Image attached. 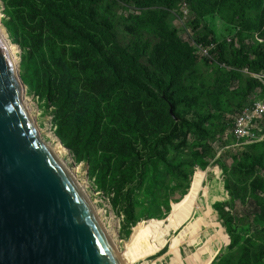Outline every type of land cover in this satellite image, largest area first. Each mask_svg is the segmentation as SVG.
<instances>
[{"label": "trees", "instance_id": "16d2710c", "mask_svg": "<svg viewBox=\"0 0 264 264\" xmlns=\"http://www.w3.org/2000/svg\"><path fill=\"white\" fill-rule=\"evenodd\" d=\"M3 1L12 42L22 44L23 60L42 70L31 75L27 62L23 65L30 94L54 106L57 135L78 162L103 163L95 185L114 195L115 206L123 205L122 236L129 237L150 210L160 216L162 206L170 205L171 191L179 187L176 183L188 181L192 161L206 168L204 157L216 158L209 141L226 128V112L241 108L256 90L264 96L263 82L243 72L264 74V43L246 41L256 31L264 36V0H187L197 25L205 23L200 41L208 42L210 35L221 38L210 21H200L206 16H220L241 29L239 48L226 41L218 45L219 61L231 70L204 61L203 66L213 68L208 75H197L199 61L172 24L171 11L182 0ZM120 8L140 13L126 16L118 13ZM232 81L239 84L233 91ZM189 144L202 147L204 154L191 149L185 155ZM251 148L257 151L240 154L244 165L235 158L226 188L233 204L253 199L258 207L255 230L249 234L248 227L235 223L216 203L231 242L213 264H264V199L259 195L264 178L258 175L264 151L260 144ZM243 176L248 185L240 195ZM149 196H155L150 205L135 215Z\"/></svg>", "mask_w": 264, "mask_h": 264}, {"label": "water", "instance_id": "95a60500", "mask_svg": "<svg viewBox=\"0 0 264 264\" xmlns=\"http://www.w3.org/2000/svg\"><path fill=\"white\" fill-rule=\"evenodd\" d=\"M9 47L0 33V264H126L75 177L42 140Z\"/></svg>", "mask_w": 264, "mask_h": 264}, {"label": "rangeland", "instance_id": "374dc122", "mask_svg": "<svg viewBox=\"0 0 264 264\" xmlns=\"http://www.w3.org/2000/svg\"><path fill=\"white\" fill-rule=\"evenodd\" d=\"M5 11H6V4L3 0H0V23H2L6 27L9 36H11L7 26L4 23V19L7 16ZM130 11H136V13H140L139 9L136 10L132 8H128V9L120 8L118 13L124 12L129 14L131 13ZM177 11H181L178 16V20L182 26L187 27L190 23L196 22L197 15L192 8L189 9L178 8ZM184 11H188V12H184ZM262 12L264 16V7L261 10V13ZM206 20L210 21L214 25L218 35L224 41H226L227 44L231 43V40L234 38V27H232L230 22L222 19L220 16H206L202 18L200 21L204 22ZM119 32L121 39L126 40L127 32L123 29V27L119 28ZM253 35L259 36L260 33L259 31H256ZM260 38L262 41H264V36H260ZM18 46L21 50V56H22L24 52L22 44H18ZM214 56L217 58L216 54H214ZM25 62H27V65L29 67L28 69L29 74L35 75L37 73L42 72L40 65L38 63L36 62L31 63L29 60L26 61L25 59L23 60L22 58V61L20 59L19 62L21 75L23 72V65L25 64ZM202 62L204 61L203 60L199 61V64L197 65V67H199L197 75L212 74L211 72L213 71V68H206L205 66L202 65ZM191 71L195 72L196 68L191 69ZM207 81L208 80H206V82ZM24 84L27 85L25 81ZM230 84H231L230 90L233 91L236 85L234 84V81H232ZM29 98L33 108L34 120L36 122L37 127L39 128L42 140L48 145L49 143H52V145L60 153L63 154L64 151L68 149L64 148L63 143L61 142L58 143L55 139H53L49 135L51 133L54 134L52 132L54 108L48 107L47 104L41 99L35 98L33 100V97H29ZM234 111L226 112L227 114L225 119L229 118ZM228 129L229 128L226 126V128L223 131L219 130L216 133L215 138L209 141V144L212 148V152L216 154V158L212 157L211 154H207L204 157V160L208 163L206 168H202L201 166H199V164L196 161H192L191 165L189 166V169H187V171L191 170V173L189 174L190 175L189 179L188 181L182 179V182L179 181L176 183L179 184L177 185L179 187L171 191L170 205L162 206L163 211L161 212L160 216H155L154 214H152L153 211L150 210L147 214V218L141 217L139 219L140 223L137 226H135L134 229L132 228L133 232L132 235H130L131 237H125L121 235L123 232V224L126 217L125 214H123L121 211L123 205L120 204L118 205V207L115 206L113 202L114 195L110 191L101 190L95 185V180L98 181V179L101 176V165H103V163L98 167L96 166L95 163L85 162V161L78 162L75 154L69 149L70 158H68V160H70V162L67 163L66 161H64V163L66 162L65 164L68 170L71 169L72 171L75 172L74 174L75 180L78 183H81L84 187L86 186L84 190L87 191L86 194H88V196L86 195L85 196L89 200L90 204L94 207L98 219L100 220L101 223L103 222L102 225L105 227L107 232L111 234L113 240H114L113 230L116 231V239L114 244L117 247V252L121 254L126 264H171V260L173 261L175 260V254L171 253L170 249L172 244L177 239L179 233L183 229L184 225L185 226L189 225L191 231L199 232L200 236L197 237L195 240H193L192 236L189 235L185 239L181 240V242L178 245L181 264H204V262L208 263L209 258H213V256H215L218 253L219 249L222 248L225 249L230 243L229 236L227 235L226 229L223 226V220L219 212L216 210V205H215L216 203H220L223 205L224 210L229 212L233 216L235 223H240L243 224L245 227H248L249 234L255 230L254 214L257 210V207L254 204L253 199L251 197H247L246 198L247 202H243L241 200L235 199L236 200L234 202L235 205L232 206L233 198L231 196V192H229V190L226 188V182L231 175V171L236 157H239L238 158L239 162L244 165L243 154L240 156V154L244 150L245 152L250 150L257 151L255 149H252L251 145L260 144L261 148L259 149L264 151V146H262V144L264 143V136L256 137L255 142L257 143L249 144L243 150H239L237 148L235 149L227 148V145H232L231 137L229 138V140L224 142L223 135L228 131ZM57 139L59 138L57 137ZM188 140L189 142H192L193 137L189 135ZM191 149L194 152L204 154V149L202 147L193 146L191 148V144H189L188 147L184 148L183 150L184 154L188 155ZM201 171L206 173V177L205 180H203V182L198 179L199 178L198 174ZM195 174H197L196 178H194ZM258 175L264 178V167L260 168ZM243 178L246 182L238 186V188L241 189L240 195L242 194V190L244 189V187L248 185V181L246 180V177L243 176ZM192 184L193 186L189 190V186ZM259 194H261L262 198L264 199V194L262 192H259ZM154 197L155 196H149L147 198H144L143 199L144 204H142L140 207H136V211L134 212L135 215H137L142 210V208L148 207ZM193 199L198 200L199 205H201L203 210L201 211L202 208L198 209L197 205L196 206L193 205L192 214H190L188 218H185L184 219L185 221L182 220L179 224L176 225L174 229L169 231L167 235L161 233L164 223H162L163 220L160 219L161 218L170 219L171 216L168 215L172 214L173 209L176 211L179 209L182 210L186 205L191 204L194 201ZM133 207H135V205L132 204L130 206V209L133 210ZM208 207H210L212 210L211 213L206 217L205 222L210 223V226L208 225L209 227L206 226L199 230L198 227H196L193 224L195 219L194 216L195 214L197 216L202 215L204 212L208 210ZM198 219L199 221L202 220L199 217ZM213 223L217 224V226ZM221 231L225 232V234L223 233L225 236L221 234ZM160 235H162L163 237ZM211 235H218L217 237L219 236L220 237L219 238L216 237V239H213L214 241H212L210 250L207 253L209 254V256L202 255L199 258V260H196L195 254L200 250V248L203 246V244L207 239L213 237ZM147 237L152 238L151 240L153 241L149 240V238ZM191 241L194 242L191 243ZM142 243L145 244V247ZM149 243L152 246H150ZM163 248H166V252L163 255H158ZM148 249H150V251ZM145 255L147 256L146 258ZM213 263H214V258L212 263L210 262V264Z\"/></svg>", "mask_w": 264, "mask_h": 264}, {"label": "clouds", "instance_id": "9594fccd", "mask_svg": "<svg viewBox=\"0 0 264 264\" xmlns=\"http://www.w3.org/2000/svg\"><path fill=\"white\" fill-rule=\"evenodd\" d=\"M178 8H184V9H189L191 8L189 2L187 0H182L179 4H178V7L175 8L174 10L171 11L172 13V18H171V21H172V24L173 26L177 29V32H178V36L180 37V39L183 41V43L187 44L193 51V55L195 56V58L198 60V61H208L209 64H211L212 66L213 65H217V66H220L221 68H225L226 70L230 71L231 68L228 67L225 63H222L219 61V51H218V45L221 44V42H223L224 40L222 38L218 39V40H213L212 39V36L210 35L209 37V40L208 42H204V41H200L199 40V33H201V31L203 30V27H205V23H201L200 25H197V23H190L187 27H184L182 26L180 23H179V20H178V16L180 14L181 11H177ZM130 12H134L136 13V11H130ZM140 12V11H139ZM184 12H188V11H184ZM126 16L128 15V13H124ZM136 14H139V13H136ZM7 15V14H6ZM7 17V16H6ZM9 30V29H8ZM241 31L240 29V26L238 25H235L234 26V38L231 40V43H233V45L236 47V48H239L240 45H241V41L239 40V36H238V33ZM10 32V31H9ZM218 34V33H217ZM219 36V35H218ZM261 34L259 36H252L251 38L249 39H246V41L248 43L250 42H255V41H258L260 43H264V41L261 40L260 38ZM18 46V44H16ZM19 48V46H18ZM201 49H205L208 51V56L209 57H205L203 56L202 52H201ZM19 51H20V57H21V50L19 48ZM214 54L217 55V58L214 56ZM21 61H22V57L20 58ZM219 61V63H218ZM243 72H245L246 74L250 75L251 77L253 78H256L258 80H260L261 82H263L264 84V74H255V73H251L248 71V69H244ZM22 76V75H21ZM23 80V79H22ZM236 85L235 89H237L239 87V84L238 83H234ZM25 85V84H24ZM27 86V85H26ZM28 87V86H27ZM234 89V90H235ZM261 90H256L254 93H252L248 99H247V103H245L241 108H239L238 110L234 111L232 113V115L225 119L226 117V114H224V119L223 121L225 122V124L227 125V127L229 128L228 131L223 135L224 137V142H226L227 140H229V138L231 137V141H232V145H227V148H237L239 150H243L245 149L249 144H255L257 142H255L256 140H249V139H246V138H242V139H238L236 137V135L234 134V118L236 117V115H238L240 112H242L246 107H250L252 106L255 102H258V101H263L264 102V96L261 95ZM29 96V97H33V100L35 98H38L40 99L39 96H36L35 94H30V90H29V87L27 88V93L23 95V99L24 97L26 96ZM22 99V100H23ZM24 102V100H23ZM25 105V104H24ZM26 107V106H25ZM49 107H52L54 108L53 105H49ZM27 109V107H26ZM171 109H172V113H171ZM55 110V108H54ZM169 112L171 114V116L173 118L176 119L174 113H173V108L172 106L170 107L169 109ZM28 113L31 115L30 111L28 110ZM53 116H54V112H53ZM31 118H32V115H31ZM55 118V116H54ZM54 118H53V125H52V132L60 139V141L62 142L61 138L57 135V125L54 123ZM33 119V118H32ZM34 120V119H33ZM35 121V120H34ZM36 123V122H35ZM39 130V128H38ZM40 132V131H39ZM264 134V130H263V133ZM262 141V140H261ZM260 142V141H258ZM63 143V142H62ZM64 145V143H63ZM65 146V145H64ZM66 147V146H65ZM67 148V147H66ZM68 149V148H67ZM69 151V149H68ZM69 171V170H68ZM70 172V171H69ZM71 173V172H70ZM205 183V182H204ZM193 184L189 186V190L192 188ZM264 194V193H263ZM261 196V194H259ZM262 197V196H261ZM89 201V200H88ZM247 202V201H246ZM254 202V201H253ZM216 203V202H215ZM255 204V203H254ZM256 205V204H255ZM234 206V204H233ZM257 207V205H256ZM94 208V207H93ZM258 209V207H257ZM95 210V209H94ZM227 212V211H226ZM96 213V212H95ZM229 213V212H228ZM97 215V214H96ZM255 215V214H254ZM232 216V215H231ZM98 217V216H97ZM233 217V216H232ZM150 220V219H149ZM162 220H165L166 221V218L165 219H162ZM140 222H137L135 226H137ZM102 224V223H101ZM133 226L132 228L134 229ZM104 227V226H103ZM105 228V227H104ZM133 229H131V234L132 235V232H133ZM106 230V229H105ZM107 231V230H106ZM108 233V232H107ZM228 235V233H227ZM229 236V235H228ZM131 237V236H129ZM130 239V238H129ZM230 239V238H229ZM231 242V241H230ZM230 245V243L228 244V246ZM227 246V247H228ZM166 247V246H165ZM117 250V249H116ZM223 250L222 249H219L218 250V253L216 254L215 258H214V261L215 259L218 257V255L221 253V251ZM166 252V248H163L162 251L158 254V255H163L164 253ZM157 255V254H156ZM155 255V256H156Z\"/></svg>", "mask_w": 264, "mask_h": 264}, {"label": "bare ground", "instance_id": "6f19581e", "mask_svg": "<svg viewBox=\"0 0 264 264\" xmlns=\"http://www.w3.org/2000/svg\"><path fill=\"white\" fill-rule=\"evenodd\" d=\"M0 33L3 35V37H4V39H6V40H8V42H9V45H10V47H9V49H10V52H11V56L14 58V60H15V64H19V62H20V55H19V53H20V51H19V48H18V46L16 45V44H14L11 40H10V36H9V33H8V31H7V29H6V27L2 24V23H0ZM24 104H25V106L27 107V109L30 111V113H31V115H32V117H33V119H34V113H33V108H32V104H31V101H30V98H29V96H26V97H24ZM53 139H55L58 143H60L61 141L59 140V139H57V137L54 135V134H49ZM62 143V142H61ZM49 146L51 147V148H53V149H55L56 151H57V153L59 154V156L62 158V160L63 161H66L67 163H69L70 162V160H68V158H70V153H69V151L68 150H65L64 151V153L62 154V153H60L53 145H52V143H49ZM64 146V145H63ZM64 148H66L65 146H64ZM68 160V161H67ZM65 162V163H66ZM71 170V169H70ZM69 170V171H70ZM71 174L74 176V174H75V172L74 171H72L71 170ZM198 179L200 180V181H202L203 182V180H205V177H206V173L205 172H200L199 174H198ZM79 185H80V187L82 188V190L85 192V195L86 196H88V194H86L87 193V191L86 190H84L85 189V187L81 184V183H78ZM194 200V199H193ZM193 205H197V208L198 209H201L202 207H201V205H199V202H198V200L197 199H195L191 204H188V205H186L182 210H180L177 214H175L166 224H164L163 225V229H162V232L161 233H163V234H166L167 235V233L169 232V231H171L172 229H174L175 227H176V225L177 224H179L182 220H184L185 218H188L189 217V215L190 214H192V208H193ZM203 210V208L201 209V211ZM211 208L210 207H208V210L206 211V212H204L202 215H200V216H197L196 214H195V216H194V225L196 226V227H198V229L200 230V229H202L203 227H209L210 226V223H208V222H205V219H206V217L211 213ZM97 211V210H96ZM97 214V213H96ZM191 217V216H190ZM198 217L200 218V219H202L201 221H199V219H198ZM185 221V220H184ZM103 223V222H102ZM213 224H215V223H213ZM209 225V226H208ZM216 226H217V224H215ZM224 233V231L222 232L221 231V234H223ZM108 234H109V232H108ZM113 234H114V240L112 239V237H111V234H109V236H110V238H111V240H112V242H113V244H114V242H115V239H116V231H114L113 230ZM189 235H191L192 236V238H193V240H195L197 237H199L200 236V233L199 232H192L191 231V228L189 227V225H187V226H185L184 225V227H183V229L181 230V232L179 233V235H178V237H177V239L175 240V242L172 244V246H171V249H170V252L171 253H174L175 254V260L173 261V260H171V264H181V262H180V253H179V250H178V245H179V243L181 242V240H183V239H185L187 236H189ZM160 236H162V235H160ZM211 236H213V237H211V238H209V239H207L206 241H205V243L203 244V246L200 248V250L195 254V258H196V260H199V258L202 256V255H205V256H209V254H207L208 252H209V250H210V246H211V243H212V241H214L213 239H216V237L218 236V235H211ZM223 236H225L224 234H223ZM163 237V236H162ZM220 237V236H219ZM219 237H217V238H219ZM147 238H149V240H151L152 238H150V237H147ZM139 239V238H138ZM175 239V238H174ZM147 241V240H146ZM151 241H153V240H151ZM150 241V242H151ZM149 242V241H148ZM157 242H158V239H157ZM194 242V241H193ZM192 241H191V243H193ZM143 245H144V247H145V244L144 243H142ZM148 244V243H147ZM150 244V243H149ZM158 245V244H157ZM114 246H115V244H114ZM148 246V245H147ZM150 246H152L151 244H150ZM159 246V245H158ZM143 247V246H142ZM141 247V248H142ZM115 248L117 249V247L115 246ZM143 249V248H142ZM151 249V248H150ZM150 249H148L149 251H150ZM145 252V251H144ZM120 254V253H119ZM151 254H152V252H151ZM121 255V254H120ZM150 255V254H149ZM216 256V255H215ZM215 256H213V258H215ZM147 256L145 255V258H146ZM213 258H209V262L207 263V262H204V264H210V262L212 263V261H213Z\"/></svg>", "mask_w": 264, "mask_h": 264}, {"label": "built area", "instance_id": "2783aa9c", "mask_svg": "<svg viewBox=\"0 0 264 264\" xmlns=\"http://www.w3.org/2000/svg\"><path fill=\"white\" fill-rule=\"evenodd\" d=\"M203 56H208V51L201 49ZM234 134L238 139L246 138L256 140V137H263L264 134V102H255L252 106L246 107L234 118Z\"/></svg>", "mask_w": 264, "mask_h": 264}]
</instances>
